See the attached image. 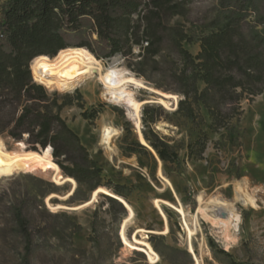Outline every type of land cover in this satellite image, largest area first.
<instances>
[{
  "label": "rangeland",
  "instance_id": "rangeland-1",
  "mask_svg": "<svg viewBox=\"0 0 264 264\" xmlns=\"http://www.w3.org/2000/svg\"><path fill=\"white\" fill-rule=\"evenodd\" d=\"M218 1L187 0V15L171 22L183 25L195 37L194 43L184 45L194 56L200 52L196 40L215 16ZM4 2L0 0V10ZM99 61L104 68L122 70L147 87L134 90L136 100L143 103L141 130L125 105L105 99L98 77L71 92L46 89L50 95L75 99L81 93L86 110L96 108L101 112L95 121H85L82 110L74 105L65 108L62 116L80 136L91 158L102 167L106 180L111 181V186L105 188L113 192L115 185L127 187L123 192L134 215L120 200L110 203L103 193L94 199V192L87 187L65 181L68 177L57 172L52 163L2 176L0 193L8 188L6 182L18 175L43 179L50 186L43 210L37 206L39 203L29 202L26 206L35 243L31 264H264V94L251 103H242L245 112L240 122L235 121L229 130H216L206 110L201 111V126L176 114L182 97L157 89L156 84H162L158 76H138L119 55ZM164 94L173 96L165 98ZM159 99L166 100L169 108ZM146 107L162 110L145 114ZM106 127L117 132L111 149L102 145ZM150 130L178 152L179 164H164L156 153L126 152L128 144L141 142L140 132L143 135ZM200 138L206 142L203 155L190 156V145ZM0 142L10 152L31 151L25 142H21L22 147L9 137H0ZM242 189L254 196V203L246 200ZM199 196L205 201L218 197L235 209L241 216L238 228H230L228 233L229 229L198 213ZM56 206L60 208L54 211ZM196 219L197 231L190 238L185 221L194 229ZM72 229L76 232L71 236ZM228 234L233 237L227 238ZM138 241L148 244L158 255L156 263L145 252L133 248L143 247ZM221 250L231 257L221 254Z\"/></svg>",
  "mask_w": 264,
  "mask_h": 264
},
{
  "label": "trees",
  "instance_id": "trees-1",
  "mask_svg": "<svg viewBox=\"0 0 264 264\" xmlns=\"http://www.w3.org/2000/svg\"><path fill=\"white\" fill-rule=\"evenodd\" d=\"M187 4V0H5L0 10V137L22 147L25 142L37 153L51 147L61 171L92 193L111 186L62 116L74 105L85 121H95L101 112L86 110L81 93L76 99L50 95L33 78L35 58H54L69 48L87 49L99 60L124 57L138 76L156 75L162 81L157 89L182 97L176 114L201 126V111L206 110L216 130H229L245 112L242 103L264 94V0H219L215 16L196 40L200 43L196 56L184 46L194 43L195 37L183 25L171 24L175 17L187 15ZM158 110L162 108L146 107L144 113ZM143 136L162 163L179 164L178 152L158 133L150 130ZM189 148L190 156H202L206 142L200 138ZM125 150L153 155L137 141ZM20 176L7 181L8 188L0 193V264H31L35 243L26 206L34 202L42 209L50 195L43 179ZM125 189L115 185L113 192L107 190L127 201Z\"/></svg>",
  "mask_w": 264,
  "mask_h": 264
},
{
  "label": "bare ground",
  "instance_id": "bare-ground-1",
  "mask_svg": "<svg viewBox=\"0 0 264 264\" xmlns=\"http://www.w3.org/2000/svg\"><path fill=\"white\" fill-rule=\"evenodd\" d=\"M31 70L37 83L47 87L48 89H58L62 92H71L75 88L81 87V85H84L88 81H93L98 77L99 82L104 88L103 96L105 99L114 104L125 105L129 110V116L135 121L137 128L141 130L140 118L141 106L143 103L141 104L136 100L134 90L136 89L137 91V89H144L147 87L136 77L125 75L122 70L117 68H104L101 62L87 49L69 48L61 51L54 58H50L48 56L37 57L31 63ZM172 96L164 94L163 97L169 98ZM174 97L178 98L175 95ZM159 102L166 108H169V103L166 100L159 99ZM116 133V130L112 128H104L102 145L111 149L112 138L117 135ZM140 140L143 145L147 146L155 153V151L148 146L141 132ZM49 163L55 165L57 172H61L59 166L53 162L51 147H48L43 153L33 151L10 152L7 151L0 142V177L12 176L18 171L45 166ZM65 181H69L75 186L77 185V182L73 178L68 177ZM241 191L248 202H255L253 195L249 194L244 189ZM99 193H103L120 200L130 210L131 216L134 215L132 208L124 198L113 194L107 189L99 188L94 192V199H96ZM72 194L73 193L70 195ZM198 202L200 205L198 213L205 215L208 220L217 225L223 226L226 230L229 229V232L227 231L228 233H231L230 228H233L234 230L238 228L241 222V216L235 211V209L230 208L218 197L210 198L209 201H205L203 196H199ZM58 208H60V206H56L53 209L55 211ZM178 211L183 216L185 215L182 208L179 207ZM185 223L189 237L192 238L197 231V219L195 220L194 229H191L186 221ZM228 235L227 238L233 237L231 234L229 236ZM124 241L128 244L125 237ZM137 243L143 247L136 246L133 248L145 252L152 263H156L159 260L158 255L149 247L148 244L139 241ZM144 246L147 248H144ZM197 261L200 263L198 259Z\"/></svg>",
  "mask_w": 264,
  "mask_h": 264
},
{
  "label": "water",
  "instance_id": "water-1",
  "mask_svg": "<svg viewBox=\"0 0 264 264\" xmlns=\"http://www.w3.org/2000/svg\"><path fill=\"white\" fill-rule=\"evenodd\" d=\"M145 146V145H144ZM147 147V146H146ZM150 150V149H149ZM43 150H41V152H42ZM151 152H152V150H150ZM153 154H154V152H152ZM155 156H156V154H154ZM109 196V195H108ZM112 197V196H111ZM114 198V197H113Z\"/></svg>",
  "mask_w": 264,
  "mask_h": 264
}]
</instances>
